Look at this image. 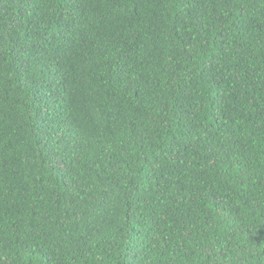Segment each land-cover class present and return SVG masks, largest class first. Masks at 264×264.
<instances>
[{"label": "trees", "instance_id": "trees-1", "mask_svg": "<svg viewBox=\"0 0 264 264\" xmlns=\"http://www.w3.org/2000/svg\"><path fill=\"white\" fill-rule=\"evenodd\" d=\"M0 264H264V0H0Z\"/></svg>", "mask_w": 264, "mask_h": 264}]
</instances>
